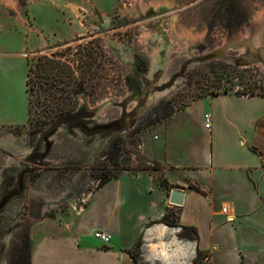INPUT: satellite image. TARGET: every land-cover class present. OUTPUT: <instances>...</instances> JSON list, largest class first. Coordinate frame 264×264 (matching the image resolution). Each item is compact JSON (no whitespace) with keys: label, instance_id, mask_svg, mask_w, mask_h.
I'll return each instance as SVG.
<instances>
[{"label":"rangeland","instance_id":"1","mask_svg":"<svg viewBox=\"0 0 264 264\" xmlns=\"http://www.w3.org/2000/svg\"><path fill=\"white\" fill-rule=\"evenodd\" d=\"M72 1L61 29L49 31L48 13L31 19L25 58L9 69L0 60V264H29L36 225L75 214L110 175L147 170L167 183L151 153L187 105L225 91L264 94V0ZM40 51L69 54L83 85L73 111L36 132L26 81ZM38 95L34 105H52ZM35 108V118L49 109ZM177 228L165 237L187 264Z\"/></svg>","mask_w":264,"mask_h":264},{"label":"crops","instance_id":"2","mask_svg":"<svg viewBox=\"0 0 264 264\" xmlns=\"http://www.w3.org/2000/svg\"><path fill=\"white\" fill-rule=\"evenodd\" d=\"M69 5L78 3L0 0V60L6 69L34 43L33 20L48 13L49 31L61 29ZM205 112L212 115L210 128ZM151 154L170 190L157 186L147 170L118 174L95 188L75 214L36 225L29 264H135L129 248L141 236L145 264H184L169 250L165 233L171 226L161 222L172 207L180 224L197 228V238L185 242L192 252L187 264L199 251L208 264H264V95L225 92L196 100L174 115ZM173 188L185 190L183 205L169 202ZM96 230L112 235L109 244L94 237Z\"/></svg>","mask_w":264,"mask_h":264},{"label":"trees","instance_id":"3","mask_svg":"<svg viewBox=\"0 0 264 264\" xmlns=\"http://www.w3.org/2000/svg\"><path fill=\"white\" fill-rule=\"evenodd\" d=\"M70 48L71 47H68V50H70ZM69 56V54L64 52H54L51 55L41 53L29 63V72L26 81V89L28 92V123L30 125H35L36 132L41 131L42 127L48 124L51 120L73 111V107L68 105H71L70 102L72 95L82 90L81 88L83 84L78 82L77 68L74 66L76 60L71 59ZM39 92L45 93V95H47L46 98L52 100V105H44L43 102L41 105H34V96L38 95ZM236 92L248 95H264L255 93L254 91L247 92L237 90ZM217 94L221 93H216L215 95ZM37 103L39 104V101ZM46 103L47 102H45V104ZM35 106H40L43 109L49 107V109L43 113H39V116L35 118L34 113L37 112ZM117 175L118 174H113L102 179L98 186L103 185ZM190 186L195 190L201 191L196 185L191 184ZM160 187L170 190L168 182H162ZM179 217L178 208H168L162 217L161 222L171 227L180 228L181 231L179 236L183 238L189 240L196 239L198 234L197 228L180 224ZM142 246L143 238L141 236L135 245L129 248V252L135 264H145L141 260ZM206 256L207 254L199 251L193 260V264H203Z\"/></svg>","mask_w":264,"mask_h":264},{"label":"built area","instance_id":"4","mask_svg":"<svg viewBox=\"0 0 264 264\" xmlns=\"http://www.w3.org/2000/svg\"><path fill=\"white\" fill-rule=\"evenodd\" d=\"M203 118H204L205 127L206 128H210L211 124H212V115H211V113L210 112H205ZM140 147H142V146H140ZM223 211L225 213H227L228 207L227 206L223 207ZM94 237H96L97 239L101 240L104 245L109 244L110 240L112 239V235L110 233L106 232V231H103V230H96L94 232Z\"/></svg>","mask_w":264,"mask_h":264},{"label":"water","instance_id":"5","mask_svg":"<svg viewBox=\"0 0 264 264\" xmlns=\"http://www.w3.org/2000/svg\"><path fill=\"white\" fill-rule=\"evenodd\" d=\"M185 190L181 188H173L169 195V202L173 205L181 206L184 203Z\"/></svg>","mask_w":264,"mask_h":264}]
</instances>
